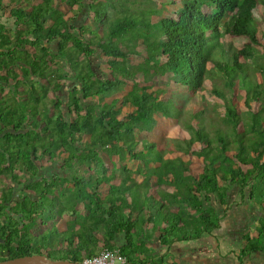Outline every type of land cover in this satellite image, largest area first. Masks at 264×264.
<instances>
[{
	"label": "trees",
	"instance_id": "trees-1",
	"mask_svg": "<svg viewBox=\"0 0 264 264\" xmlns=\"http://www.w3.org/2000/svg\"><path fill=\"white\" fill-rule=\"evenodd\" d=\"M87 1L0 0V72L6 73L0 81L12 78L26 86V108L0 107V178L21 184L19 173L26 169L23 189L38 198V203L27 197L18 203L13 211L26 208V218L17 221L7 214L16 191L0 188V218L6 219L0 220V261L46 249L51 259L81 263L109 248L119 249L126 264H184L176 255L169 260L172 247L199 246L209 238L216 240L212 253L221 261L206 257V264L264 258V29L257 17L264 0H181L158 20L152 18L158 10L142 15L118 0ZM62 6L76 7L74 16ZM117 6L124 15L112 19ZM83 7L96 34L79 23ZM5 10L14 30L2 22ZM228 38L244 44L230 45ZM98 51L106 57V73L101 59L94 68ZM20 62L26 64L22 79L14 72ZM156 77H168L205 100L211 79L212 94L225 102L226 128L211 127L215 137L205 129L202 111L194 114L197 126L188 123L194 138L185 141L184 151L203 159L200 174H192L184 158H165L167 151L157 141L139 137L155 130L156 115L172 116L161 89L149 85ZM130 79L132 88L123 89ZM72 81V91L64 94ZM47 158L60 159L54 166L62 177L43 169ZM125 159L137 165L122 167L127 176L121 177L117 169ZM235 189L239 200L232 196ZM248 201L261 211L257 223L244 230L241 222L221 242L216 235L225 231L221 211L231 202L241 207ZM65 213L73 219L61 247L53 242L62 237L56 228L33 234L39 219L53 223Z\"/></svg>",
	"mask_w": 264,
	"mask_h": 264
},
{
	"label": "rangeland",
	"instance_id": "rangeland-1",
	"mask_svg": "<svg viewBox=\"0 0 264 264\" xmlns=\"http://www.w3.org/2000/svg\"><path fill=\"white\" fill-rule=\"evenodd\" d=\"M91 0H88L90 2ZM93 1V0H92ZM174 2V4H173ZM119 3H126L127 8L130 9L131 13H147L150 10H158V13L152 14V18L154 20H158L161 17L171 13L173 9L179 7V5L182 3L181 0H118ZM61 9L67 13L69 17L74 16V12L76 11V7L73 9L69 8L68 6H62ZM86 7L79 8V14L81 15L79 18V23L82 25L86 24V28L96 34L94 28L92 27L94 24V21L91 20V17L89 16V10ZM117 10H120V6H117V9L112 11L111 13V18L115 17H120L124 15L123 13L116 12ZM143 15V14H142ZM89 16V17H88ZM88 17V19H87ZM257 17L261 19L260 21L262 22L261 28L264 29V4H260L258 12H257ZM230 40V45H234L236 47H242L244 44V40L242 39H237V38H228ZM229 43H227L226 49H229ZM137 51L139 52H144V49L142 46H138L136 48ZM219 54V53H218ZM94 68H97L96 62L101 59L104 64H101L103 66V72L106 73L108 67L105 66V61L106 57H104L101 53V51H98L95 56H94ZM133 61H136V59L139 58V56H132ZM261 61V60H260ZM101 63V61H100ZM251 65H254V62H250ZM252 67V66H251ZM257 80L259 82L261 81V76L260 74L257 73V71H253ZM137 81H140L139 83H143V76L138 75ZM254 78V76H253ZM129 84L125 85L122 87L125 90H130L132 88V79L128 80ZM73 83V82H72ZM149 85H154L153 89H161L160 93V98L167 104L169 105V109L171 110L172 116L171 117H165L163 115H156L157 123H156V128L152 133H145L141 132L140 133V139L146 140H155L160 144L161 147H164L165 151L167 153L165 154V158H177L181 157L184 158L186 161L189 162L190 164V171L192 174L197 175L203 172L204 170V163L203 159L198 158L196 155L193 154H186L184 151L187 149V143L185 141H189L194 138V132L193 129L190 128V125L197 126L199 122L196 120L194 114H197L199 112H203V122L205 125V129L208 131V133L212 136L215 137V130H211V127L216 128H221L225 129V125L222 124L221 122V117L223 116L224 113V108H225V102L223 99L217 97L216 95L212 94V82L211 79H208L206 82V90L204 91V94L207 96V99H203L200 96H192L191 92H189L186 88L179 86L175 84L171 79L168 77H156L155 80L151 81ZM72 87V86H71ZM219 87H223L222 84L219 85ZM120 88V90L122 89ZM119 90V91H120ZM124 91V90H123ZM227 95H228V90L226 89ZM117 95V93H114ZM237 95H243L242 92L236 93ZM235 94V95H236ZM229 96L233 97V93L230 94ZM114 95H110L109 97L106 98V101H110ZM234 102H237V98L234 97L232 98ZM96 105V101H92L91 104ZM240 107H243V98L242 100L239 101ZM64 109V108H63ZM54 111L51 110V113ZM88 136L85 135L83 138V141L87 142ZM176 145H181V148H177ZM197 146L193 145V148H196ZM192 152V150H191ZM56 161V160H55ZM55 161L44 159L43 164L49 166L51 163H54ZM60 161V160H59ZM120 167L117 169V173L121 177L127 176V173H122V167L126 166L128 168H136L137 163H135L131 159H125L122 163L119 164ZM136 177V179L141 182L142 178L137 177L136 175H133ZM118 182V181H117ZM65 187H71V185H65ZM164 190H172L173 188H168L167 186L163 187ZM101 191L106 194L107 193V187H103ZM239 190L235 189L233 192V197H236V200H239L237 198ZM58 194V191L55 192ZM231 206L225 211H221L220 216L222 217L223 224H225L224 228L225 231H217L216 235L220 237L219 240L221 242H225L228 240V235L230 234L229 232H232L234 230V227L238 228V226H241V222L244 223V226L242 229L246 230L249 228L251 223H257L258 216L260 215L261 211L259 210L258 207L251 205V203L248 201L246 203L243 202L241 207H235L234 203H230ZM212 205H215L212 203ZM81 211L84 213L85 211L81 209ZM224 212H227V216L223 217ZM73 218L70 214L65 213L63 216L59 217L55 222H47V223H42L41 220H38V225L36 229L34 230V235L39 237L43 233H47L48 230L53 228L58 229L60 232H62V237L55 236L53 242L57 245L58 247H61L62 245L60 244L61 238L64 236V232L67 230V224L69 221H71ZM249 225V227L247 226ZM233 228V230H232ZM227 229V231H226ZM219 232V233H218ZM210 239V240H209ZM206 240L207 242L205 243L208 247L209 250L213 251V247L215 248L216 245V240L214 238H209ZM212 240V241H211ZM189 245H194L192 243H187ZM194 247V246H192ZM203 248V247H202ZM104 248H100L102 250ZM48 250H43V253L46 254ZM198 251V249H197ZM202 255V253H201ZM210 255H213L212 253ZM264 256V254H262ZM204 256V255H203ZM53 258H59V256H52ZM56 259V260H57ZM173 257L169 256V260H173ZM193 261V260H192ZM210 263V261L207 259L205 261H202V263H191V264H206ZM227 264V262H226ZM252 264H264V258L263 257H257L254 258L252 261Z\"/></svg>",
	"mask_w": 264,
	"mask_h": 264
},
{
	"label": "crops",
	"instance_id": "crops-1",
	"mask_svg": "<svg viewBox=\"0 0 264 264\" xmlns=\"http://www.w3.org/2000/svg\"><path fill=\"white\" fill-rule=\"evenodd\" d=\"M2 15H3L2 22L6 24L10 30H14L16 26L14 25V22H13L14 19L10 16V11L5 10L4 13L2 12ZM31 51L33 50L31 49ZM20 64L18 63V66L14 68L15 69L14 72L20 76L19 77L20 79H22V76H23L22 68L26 67V64L22 62H20ZM0 74L4 75L6 73L0 72ZM16 81L17 80H13L12 78H9L6 82L0 81V107H10V108L18 109V110L26 108V86L25 85L18 86L16 84L17 83ZM71 86L74 87L75 85H68V86L66 85L67 89L66 88L65 89L67 91L65 90L64 94L72 91L73 87ZM51 97H52V93L49 94V99H51ZM58 160L60 159H56V161ZM43 169H47V168L43 167ZM59 172L61 173V177H62V169H60ZM23 173H24L23 171H20L19 173L21 184L20 183L18 184L17 182H14L7 177L0 178V188L1 189L2 188L3 189L12 188L13 190L14 189L17 190V192L19 190V194L22 195L24 192L23 186L25 182V176ZM206 242L207 241L204 240L203 243H201V245L199 246L197 244L189 245L187 243L176 244L170 250V253H172L170 255L171 257H174V255H176L178 259L181 260L182 263L184 264L199 263V262L205 261L206 257L216 258L215 260L217 261L218 258L216 257V253L213 254L212 253L213 251L208 249L207 245L205 244ZM211 253L213 255H210ZM218 261H221V259H219Z\"/></svg>",
	"mask_w": 264,
	"mask_h": 264
},
{
	"label": "flooded vegetation",
	"instance_id": "flooded-vegetation-1",
	"mask_svg": "<svg viewBox=\"0 0 264 264\" xmlns=\"http://www.w3.org/2000/svg\"><path fill=\"white\" fill-rule=\"evenodd\" d=\"M73 82V83H72ZM72 82H70L71 84H68V85H75V81H72ZM67 85V86H68ZM76 86H77V84H76ZM73 87V86H72ZM55 163V162H54ZM54 163H51V165H49V166H45L46 168H49L48 169V174H50L51 176H60L61 177V173L59 172L60 171V168H58V166L57 167H55L54 166ZM46 171V170H45ZM45 171H44V173H45ZM24 173V176H25V183H24V185L26 186V179H28V175H27V173H26V169H24V171H23ZM10 189V188H9ZM9 189H3L2 188V190L4 191V190H9ZM12 189V188H11ZM13 190V189H12ZM24 190V192H23V194L22 195H24V197H22L19 193H17V190H13V192H15L16 191V195H15V199H14V201L11 203V205L7 208V211H8V216H10L11 218H13V219H15V220H17V221H19V220H21V219H24V218H26V208L25 209H23V211L24 212H19V213H17L15 210L13 211V209H15V208H17V205H18V203H20V202H22L23 201V199L24 200H26V197L30 200V201H32V202H34V203H38V198L36 197L37 195L35 194V193H33L32 191H29V190H26V188L25 189H23ZM2 193V191H1V189H0V195H2L1 194ZM58 219V218H57ZM56 219V220H57ZM0 220L1 221H5L6 219L5 218H0ZM16 246V245H15ZM16 247H18V246H16ZM7 252V251H6ZM6 252H4V253H6Z\"/></svg>",
	"mask_w": 264,
	"mask_h": 264
},
{
	"label": "built area",
	"instance_id": "built-area-1",
	"mask_svg": "<svg viewBox=\"0 0 264 264\" xmlns=\"http://www.w3.org/2000/svg\"><path fill=\"white\" fill-rule=\"evenodd\" d=\"M126 261L119 249L104 248L94 256L85 257L81 264H126Z\"/></svg>",
	"mask_w": 264,
	"mask_h": 264
},
{
	"label": "water",
	"instance_id": "water-1",
	"mask_svg": "<svg viewBox=\"0 0 264 264\" xmlns=\"http://www.w3.org/2000/svg\"><path fill=\"white\" fill-rule=\"evenodd\" d=\"M0 264H81L70 260H54L46 254L26 255L10 260L0 261Z\"/></svg>",
	"mask_w": 264,
	"mask_h": 264
}]
</instances>
